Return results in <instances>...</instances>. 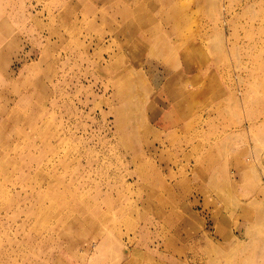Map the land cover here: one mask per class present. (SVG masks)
I'll list each match as a JSON object with an SVG mask.
<instances>
[{
    "label": "rangeland",
    "instance_id": "1",
    "mask_svg": "<svg viewBox=\"0 0 264 264\" xmlns=\"http://www.w3.org/2000/svg\"><path fill=\"white\" fill-rule=\"evenodd\" d=\"M0 264H264V0H0Z\"/></svg>",
    "mask_w": 264,
    "mask_h": 264
}]
</instances>
